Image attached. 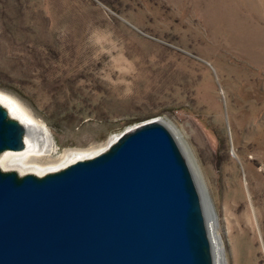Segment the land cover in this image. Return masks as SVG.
Returning <instances> with one entry per match:
<instances>
[{"label": "rangeland", "instance_id": "obj_1", "mask_svg": "<svg viewBox=\"0 0 264 264\" xmlns=\"http://www.w3.org/2000/svg\"><path fill=\"white\" fill-rule=\"evenodd\" d=\"M0 92L54 158L146 120L171 127L217 263L264 264V0H0Z\"/></svg>", "mask_w": 264, "mask_h": 264}, {"label": "water", "instance_id": "obj_2", "mask_svg": "<svg viewBox=\"0 0 264 264\" xmlns=\"http://www.w3.org/2000/svg\"><path fill=\"white\" fill-rule=\"evenodd\" d=\"M25 132L0 104V153ZM186 158L150 119L58 170L0 169V264H215Z\"/></svg>", "mask_w": 264, "mask_h": 264}, {"label": "bare ground", "instance_id": "obj_3", "mask_svg": "<svg viewBox=\"0 0 264 264\" xmlns=\"http://www.w3.org/2000/svg\"><path fill=\"white\" fill-rule=\"evenodd\" d=\"M0 104L1 105L2 104L7 105L10 110L7 107H5L4 105H2V106L7 109L8 114L11 117L15 116L16 119L20 123H22L26 128V132L23 136L24 148L22 150L18 151V152L24 151L23 153L16 154V155H14L12 153H7V152H11V151H4V152L0 153V160L3 157L2 164L5 165L6 167H8V169H10V168L15 169L14 171H16L17 174L22 175L23 173H26V172L27 173L32 172L33 174L40 176V175H43L45 173L61 169L62 167L66 166L67 164H69L75 160L89 158V157H92L93 155L97 154V152L85 154V153L67 150V151L63 152L62 155H60L59 157L56 156L54 158L55 151H56L57 147L55 148L54 142L52 141L53 138H49V136L47 134L45 136L42 135L41 126L37 122H35V120L32 117L19 104H17V102L12 100L8 96L0 94ZM23 122L26 123L28 125V127ZM172 131L174 132L173 129H172ZM174 134L176 136L175 132H174ZM25 139H26V141H25ZM176 139L179 142V139L177 136H176ZM179 145L181 146L180 142H179ZM181 148H182V146H181ZM186 157H187V155H186ZM186 159H187V161L191 167L190 160L188 159V157ZM0 168H1V166H0ZM1 169H3V168H1ZM16 169H18L20 172ZM191 170H192V168H191ZM20 173H22V174H20ZM192 174H193V176H194V174H196L195 170L194 171L192 170ZM196 176H197V174L194 176L195 181H196ZM198 191L200 192L199 187H198ZM200 195L202 196V194H200ZM201 199L203 202V207H204V211H205V215H206V222L205 223H206V229H207L209 239H210V246L212 249L214 263L218 264L217 259L219 260L220 253L218 252V254L216 255V251H215V245L216 246L218 245L217 244L218 240L216 239L215 235H213V233H212V231L214 229V223H213L214 220L212 218L210 219V217H208V212H207L206 205L204 202L205 201L204 197L202 196ZM209 222H210L211 226L209 225ZM211 228H212V231H211ZM217 257H219V258H217ZM218 262H220V261H218Z\"/></svg>", "mask_w": 264, "mask_h": 264}]
</instances>
